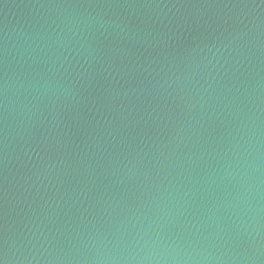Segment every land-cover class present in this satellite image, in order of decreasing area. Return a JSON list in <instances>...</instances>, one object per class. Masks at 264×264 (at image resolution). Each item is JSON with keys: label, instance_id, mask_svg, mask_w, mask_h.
Wrapping results in <instances>:
<instances>
[{"label": "water", "instance_id": "1", "mask_svg": "<svg viewBox=\"0 0 264 264\" xmlns=\"http://www.w3.org/2000/svg\"><path fill=\"white\" fill-rule=\"evenodd\" d=\"M0 264H264V0H0Z\"/></svg>", "mask_w": 264, "mask_h": 264}]
</instances>
